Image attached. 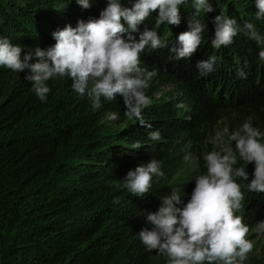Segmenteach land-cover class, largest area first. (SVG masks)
Instances as JSON below:
<instances>
[{"label": "trees", "instance_id": "1", "mask_svg": "<svg viewBox=\"0 0 264 264\" xmlns=\"http://www.w3.org/2000/svg\"><path fill=\"white\" fill-rule=\"evenodd\" d=\"M212 13L196 14L192 0L181 6L179 27H156V13L141 25L156 30L167 46L147 47L141 63L156 70L159 79H172L185 88L191 100V120L173 117L167 102H152L143 110L160 141H151L147 128L125 116L122 97L93 110L87 96L72 89L69 78L48 81L50 92L42 102L32 92L28 74L0 67V264H156L157 252H149L138 234L151 229L146 214L156 212L162 198L173 189L184 204L195 188L194 172L186 165L179 132L196 137L201 128L217 123L228 107L237 108L230 133L252 118L264 133V60L258 44L240 31L231 45L215 49L213 18H234L256 26L264 38V19L257 20L255 0H210ZM83 9L76 0H0V37L21 46L24 53L47 49L52 34L79 20L99 19L107 0H90ZM131 7L132 0H123ZM205 25L203 41L190 59L177 60L170 52L189 19ZM139 39V33L134 34ZM216 57L215 70L200 75L197 61ZM243 69L246 78H238ZM146 95L155 89L149 82ZM117 114V119H111ZM112 125L116 127H112ZM178 134V135H177ZM264 143V140L261 141ZM140 147L134 149L133 144ZM230 150L236 167L244 166L249 179L254 164L239 160L235 142ZM151 159L161 162L163 177H154L143 198L123 188L130 170ZM245 198L244 215L256 222L264 218V193L250 192L248 181L237 179ZM119 203H114V198ZM182 207V205H180ZM167 264V258L159 262Z\"/></svg>", "mask_w": 264, "mask_h": 264}, {"label": "clouds", "instance_id": "2", "mask_svg": "<svg viewBox=\"0 0 264 264\" xmlns=\"http://www.w3.org/2000/svg\"><path fill=\"white\" fill-rule=\"evenodd\" d=\"M187 0H132V6H124L123 0H107V7L99 19L79 20L73 27L66 25L52 34L56 43L42 49L36 47L27 54L21 46L13 45L6 37H0V67L14 73H28L25 79L32 84V92L40 101L46 102L50 88L48 81L54 78H69L72 89L80 96H87L93 110L101 107V99L111 102L123 98L125 116L136 120L147 128L151 141H160L159 130L152 131L143 110L151 100L145 90L149 81L157 74L141 67V53L147 47H166L156 30L141 25L156 13V27L169 25L179 27L182 21L181 6ZM197 15L212 13L215 9L210 0H192ZM83 9L91 7L90 0H76ZM256 19H264V0H255ZM214 38L212 47L220 49L234 41L243 31L258 44L264 41L251 22L243 28L237 26L234 18L219 14L213 18ZM189 30L178 36V45L170 52L177 60L190 59L203 41L205 25L198 19H189ZM139 33L137 40L134 34ZM264 60V49L259 52ZM216 57L197 61L200 75L212 73ZM238 78H246L243 69H238ZM184 108L183 103L175 105ZM112 114L111 119H117ZM228 135L235 142L239 160L245 165L254 164L252 178L244 166L236 167L237 156L228 148L212 150L204 155L205 174L195 177V188L186 204L181 200V192L173 189L171 195L162 198L156 212L146 214L152 227L144 228L138 234L149 252L155 251L167 258V264H243L253 250V243L246 237L249 226L236 213L242 207L244 195L237 179L248 181L250 192L264 193V133L253 127L249 117L236 131L229 134L227 128L217 134V139ZM134 149L140 144H133ZM185 161L193 157L186 155ZM161 162L151 159L130 170L123 179V188L133 196L143 198L152 189L154 177H163ZM119 203V198H114ZM182 205V207L180 206ZM264 231V221L257 225Z\"/></svg>", "mask_w": 264, "mask_h": 264}, {"label": "rangeland", "instance_id": "3", "mask_svg": "<svg viewBox=\"0 0 264 264\" xmlns=\"http://www.w3.org/2000/svg\"><path fill=\"white\" fill-rule=\"evenodd\" d=\"M141 67L146 66L141 63ZM146 68L150 71L148 67ZM149 82H151V86L155 89V93L151 99L152 102H167L173 113V117L187 121L191 120L193 108L185 88L181 87L172 79L162 81L157 77H153ZM178 103H183L185 107L176 108L175 105ZM236 110L237 108L233 106L228 107L220 114L221 119L217 123H211L203 129L201 128L200 133H198L196 137L179 132V138L182 139L183 153L193 157L191 161L186 162V165L191 167V172H194V179L197 175L205 174L207 171L204 155L212 150L220 151L223 154V149H230L228 135L225 134L221 139H217V134L222 133L224 128H227L230 134L231 125L237 117ZM112 127L116 126L112 125ZM244 203L245 198L242 201L241 209L236 215L241 216L243 222L249 226L250 230L246 238L253 243L254 247L243 264H264V231L257 229L258 223L264 221V218L256 222L254 219L246 217L243 209ZM164 258L165 256L157 253L155 263L159 264Z\"/></svg>", "mask_w": 264, "mask_h": 264}]
</instances>
